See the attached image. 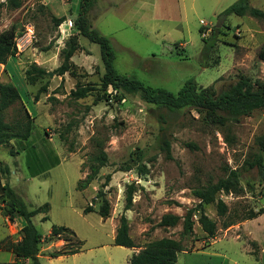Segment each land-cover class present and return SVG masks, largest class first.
<instances>
[{
	"label": "rangeland",
	"instance_id": "1",
	"mask_svg": "<svg viewBox=\"0 0 264 264\" xmlns=\"http://www.w3.org/2000/svg\"><path fill=\"white\" fill-rule=\"evenodd\" d=\"M235 1L93 0L86 17L91 28L109 40L118 73L172 93L189 79L219 91L239 75L264 82V62L258 58L264 47V21L235 15L218 20ZM249 5L264 12V0H249ZM78 6L79 0H22L18 9H10L6 0H0V31L13 25L17 35V53L0 64V83H11L21 101L7 110V120L21 103L33 117L26 143L10 142L15 150L22 148L21 154L10 155L9 147H0V167L9 166L7 182L28 209L47 204L46 220L38 214L31 219L38 231L46 235L53 225L65 226L83 242L73 259L49 263L41 258L40 264H72V260L74 264H129L131 249L113 244L112 224L117 227L121 215L139 251L163 237L179 240L181 221L168 228L157 223L163 214L183 216L189 208L196 209L193 234L183 244L200 251L178 253L175 264H264V181L256 168L244 165L258 151L255 138L264 132V109L231 120L223 129L205 123L192 108L174 114L157 111L138 94L94 104L103 73L98 44L77 36L79 49L71 57L74 73L58 76L55 72L62 63L61 49L76 35L73 20ZM60 17L65 20L56 26L52 18ZM215 25H223L225 35L217 36L202 64V38ZM33 64L45 73L29 85L25 71ZM86 83L95 88L90 95L72 99L70 91ZM43 85L46 91L34 101ZM158 113L166 119L163 125ZM163 139L169 141V157ZM98 141L107 163L89 187L77 191L78 180L86 174L80 172L81 164L97 151ZM141 165L147 169L145 175L138 174ZM122 166L130 170L120 171ZM225 166L240 171L243 191L219 195L227 206L225 216L217 214L214 204L202 206L216 223L215 237L210 239L197 222L199 200L192 190L216 182ZM31 171L40 173L31 176ZM107 175L110 180L103 191L110 205L109 218L103 220L95 211L84 214L82 209L91 204ZM131 183L135 192L131 207L125 210V190ZM99 204L95 199L92 206L97 210ZM245 209L263 212L240 221ZM230 220L234 224L223 229L222 224Z\"/></svg>",
	"mask_w": 264,
	"mask_h": 264
},
{
	"label": "trees",
	"instance_id": "2",
	"mask_svg": "<svg viewBox=\"0 0 264 264\" xmlns=\"http://www.w3.org/2000/svg\"><path fill=\"white\" fill-rule=\"evenodd\" d=\"M93 0H79L78 11L73 20V26L76 35H72L65 42L64 48L61 49L62 63L55 70L58 76L64 75L66 72L74 73L75 65L71 62V57L79 49L77 36L84 37L90 42L98 44L100 50V61L103 73L99 78L98 94L94 99V104L102 100L121 99L123 95L138 94L141 100L152 105L157 111L165 110L169 114L179 112L184 108H192L202 114L205 123L217 126L219 128L228 129V122L231 120L237 121L241 116H249L253 111L264 109V82L259 80L251 81L244 75H239L237 80L228 85L226 88L217 91L212 85L207 87H199L193 79L187 80L182 87L172 93L163 88H153L144 85L135 77L126 76L118 73L114 66V53L109 40L101 36L98 32L91 28L86 14L91 7ZM22 4V0H6V6L10 9H18ZM230 15L238 17L250 16L264 21V12L260 9L251 7L249 0H237L233 4L224 9L218 16V20L223 22ZM55 25H60L65 18H52ZM221 27H224L223 25ZM217 25L212 27L210 34L206 38H202L203 47L201 50L202 64H205L209 56V51L215 45L218 35H225ZM226 27V26H225ZM16 30L12 25L7 29L0 31V64H5L7 59L17 53L16 48ZM209 39H212L211 43ZM258 58L264 62V47L258 52ZM205 67V66H203ZM44 70L36 65H32L29 70L25 71V81L29 85H33L35 81L42 78ZM95 88L90 83L83 85L77 84L75 89L70 91V97L74 100L83 99L90 95ZM46 91V86H41L34 97L37 101L38 95ZM20 96L17 89L11 83H0V147H9V154L14 155L19 153V149H14L11 141L26 143L33 130V117H30L23 104H20V109H17L16 114L7 120V110L18 104ZM159 123L163 125L166 122L162 113L157 115ZM164 126H161V129ZM228 137V136H227ZM230 138V137H229ZM163 147L167 157H169V141L162 140ZM255 144L258 148L256 154L251 160L245 162V169L256 168L261 181H264V132L255 138ZM190 144H187L189 146ZM102 143L97 142V151L87 157L85 162L81 164L80 172L85 171L83 179L78 180L76 185L77 191H82L89 187L94 181L100 169L107 163L106 152L102 148ZM13 148V149H12ZM30 166L28 165V168ZM32 168V167H31ZM120 171L130 170L129 166H122ZM9 169L6 165L0 167V178H5L9 175ZM40 172L31 171L32 175H37ZM147 169L144 165L138 168L139 175H145ZM110 176L105 177V181L101 185V189L97 191L91 204L82 209L84 214L95 211L103 220L110 216V205L105 197L103 188L108 184ZM243 191L240 184V171L227 166L223 168V175L214 183H208L192 190V195L199 200V217L197 222L201 230L207 238H214L216 234V223L211 220L203 211V205L214 204L216 212L219 216H225L227 206L220 199V194L239 195ZM135 192L133 183L126 186L125 190V205L127 210L132 205V196ZM95 199H99L100 204L95 210L92 206ZM178 205L176 202H172ZM48 211L47 204L28 209L21 199L10 188L7 181L3 184L0 182V212L3 216L13 220L15 217H20L23 224L20 228V240L11 242L9 240L0 241V248H6L12 251L15 261L9 264H40L38 259L39 246L41 243H51L57 240H63L64 244L59 250L49 252L48 257L54 258L58 256L73 255L81 252L83 242L80 241L75 233L65 226L53 225L49 233L45 236L40 234L31 222V218L37 214H44L42 221L46 220ZM195 208H189L183 216H178L171 213L163 214L157 227L168 228L174 227L181 221L180 239L175 240L169 237H163L153 240L143 246L137 253H134L129 258V264H175L177 254L182 251H191L187 249L183 241L188 239L193 234ZM262 210L254 212L251 209H245L239 219L252 220L262 214ZM230 220L222 224V228L226 229L233 225ZM113 244L125 248H136L132 238L129 236V226L125 216L121 215L119 224L116 227Z\"/></svg>",
	"mask_w": 264,
	"mask_h": 264
},
{
	"label": "crops",
	"instance_id": "3",
	"mask_svg": "<svg viewBox=\"0 0 264 264\" xmlns=\"http://www.w3.org/2000/svg\"><path fill=\"white\" fill-rule=\"evenodd\" d=\"M18 154H21V153H17L16 155H18ZM4 165H6V164H4ZM7 167L10 171L9 166H7ZM9 175H10V172H9ZM9 175L6 176L5 178H0V182L3 184L5 181H7L9 178ZM38 215H41L40 219L44 216V214H42V213L38 214ZM22 224H23V221L20 217H15L13 220H9L8 217L3 216L0 212V241H2L4 239L9 240L11 242L19 241L20 240L19 231H20ZM112 230H113L112 232H114V235H115L116 225L112 224ZM49 231L50 230L47 231V234L49 233ZM38 232L40 234H42L40 231H38ZM43 236H45V235H43ZM63 244H64L63 240H57V241H54L51 243H44V242L41 243L39 246L38 259L46 258L49 263L51 261H61L62 262L63 260L68 259V258L73 259L74 257H76L80 253L79 252V253H76L73 255H67V256H58V257H54V258L47 256V254L49 252L59 250ZM129 249H131V252H133L132 254L138 252L136 250V248H129ZM198 251H200V249H195L192 251H182L179 253L192 254V253H195ZM244 252L247 253L245 248H244ZM225 260H227V259H225ZM14 261H15V258H14V255H13L11 250L6 249V248H0V264H9V263H13ZM72 264H74L73 260H72ZM233 264H235V263H233Z\"/></svg>",
	"mask_w": 264,
	"mask_h": 264
},
{
	"label": "water",
	"instance_id": "4",
	"mask_svg": "<svg viewBox=\"0 0 264 264\" xmlns=\"http://www.w3.org/2000/svg\"><path fill=\"white\" fill-rule=\"evenodd\" d=\"M50 74V76H51V73H49Z\"/></svg>",
	"mask_w": 264,
	"mask_h": 264
}]
</instances>
